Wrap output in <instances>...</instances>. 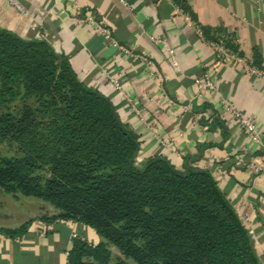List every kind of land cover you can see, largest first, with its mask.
Segmentation results:
<instances>
[{"label": "crops", "instance_id": "1", "mask_svg": "<svg viewBox=\"0 0 264 264\" xmlns=\"http://www.w3.org/2000/svg\"><path fill=\"white\" fill-rule=\"evenodd\" d=\"M16 1L23 12L11 0H0V27L47 39L69 58L81 81L109 97L139 136L137 161L160 154L181 169L187 156L198 155L188 163L212 175L264 264V168L251 167L264 155V76L246 69L250 63L264 71V0H181L188 11L175 0ZM88 16L109 35L96 32L84 21ZM227 43L242 61L217 60L219 47L232 51ZM205 74L214 89L197 84ZM223 100L255 122L261 144L243 132ZM35 200L47 206L42 215L26 212L22 222L0 213V229L31 220L19 235L0 230V264H67L74 238L100 242L81 222L41 220L57 210Z\"/></svg>", "mask_w": 264, "mask_h": 264}, {"label": "trees", "instance_id": "2", "mask_svg": "<svg viewBox=\"0 0 264 264\" xmlns=\"http://www.w3.org/2000/svg\"><path fill=\"white\" fill-rule=\"evenodd\" d=\"M46 116V157L0 156V190L53 206L45 222L75 220L96 232L97 244L73 239L67 264H261L215 179L188 163L198 155L181 169L160 154L139 163V136L109 97L81 81L47 39L0 27V142L19 140ZM30 223L0 230L15 236Z\"/></svg>", "mask_w": 264, "mask_h": 264}, {"label": "rangeland", "instance_id": "3", "mask_svg": "<svg viewBox=\"0 0 264 264\" xmlns=\"http://www.w3.org/2000/svg\"><path fill=\"white\" fill-rule=\"evenodd\" d=\"M49 120L47 116L44 119L37 120L34 127H31L28 132L24 133L15 142L10 143L6 140L0 142V156H15L21 155L24 151H32L43 155L42 158L44 159L49 149L48 146H50L49 142L53 138L47 123ZM40 204L32 197L20 194H5L0 190V213L8 216L12 214L13 217L15 216L16 221L25 219L24 216H27L26 212L39 213V215L41 213L42 215L47 206L44 203H42L43 205ZM44 205L46 206L45 208Z\"/></svg>", "mask_w": 264, "mask_h": 264}, {"label": "built area", "instance_id": "4", "mask_svg": "<svg viewBox=\"0 0 264 264\" xmlns=\"http://www.w3.org/2000/svg\"><path fill=\"white\" fill-rule=\"evenodd\" d=\"M11 3L13 5H15L17 7V9H19L21 12L24 11L22 6H20L16 0H11ZM84 21L92 24L96 32L104 34L106 36L109 35L108 29L106 27H104L102 24H100L99 22H97L93 17L88 16L84 19ZM120 49L123 53H125L127 55H131V51L128 50L127 48L120 47ZM216 57H217L218 61H223V62H231L233 60L242 61V59L239 56H237L233 52L226 50L222 47H219L217 49ZM173 64H174L176 70L179 71L178 64L174 58H173ZM246 69H247V71H249L251 73L261 74L264 76V74L262 72L255 69L250 63L247 64ZM112 83L115 86V88H117V89L120 88V85L118 84V82L113 81ZM197 84L201 88H207V89H214L215 88L214 84L212 83V81L210 80V78L207 74H205L201 79H198ZM223 103L226 104L228 110L235 117L238 126L243 130V132L245 134H247L248 136H250L253 139L254 143L261 144V132L257 128L255 122L251 118H249L246 114H244L240 110L234 108L230 103H227L224 100H223ZM251 167L255 172L264 168V155L261 157L260 162H255V161L253 162L252 161Z\"/></svg>", "mask_w": 264, "mask_h": 264}]
</instances>
